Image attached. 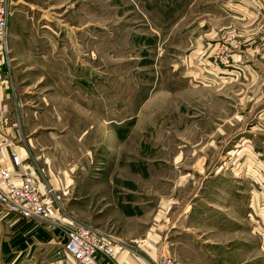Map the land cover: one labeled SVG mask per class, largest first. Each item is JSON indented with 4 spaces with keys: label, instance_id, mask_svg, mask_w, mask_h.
<instances>
[{
    "label": "rangeland",
    "instance_id": "obj_1",
    "mask_svg": "<svg viewBox=\"0 0 264 264\" xmlns=\"http://www.w3.org/2000/svg\"><path fill=\"white\" fill-rule=\"evenodd\" d=\"M224 1L13 0L14 139L62 228L130 213L179 264H264V8Z\"/></svg>",
    "mask_w": 264,
    "mask_h": 264
},
{
    "label": "crops",
    "instance_id": "obj_2",
    "mask_svg": "<svg viewBox=\"0 0 264 264\" xmlns=\"http://www.w3.org/2000/svg\"><path fill=\"white\" fill-rule=\"evenodd\" d=\"M232 1L233 0L224 1L222 5L225 6L224 11L227 15L231 14L233 6H237L240 11L237 18H240L241 16L245 17L249 13V6L253 9L257 6V9H255L257 12L264 8V0H254V4L249 1H247V4L243 2L238 3V1L233 3ZM251 12L253 13V11ZM255 17L256 14L254 13L247 18ZM0 103L5 108V111L1 113L0 117V154L4 161L3 164L5 167L12 169L13 165L11 157L13 154L18 155L24 161L23 166L21 167V172L36 177V167L31 160L35 158L34 153L36 151V143L31 142V144L25 146H22L20 143H15L16 139H14V137H21L22 129L20 127V122L14 120L15 117L11 111V95L5 92L0 99ZM42 148H46V146ZM23 150L26 151V156L22 154V152H24ZM26 161L27 163H25ZM94 179L95 182H98L102 178ZM62 184L63 186H60V191L58 188L56 189L60 199L67 194V189L64 188L65 181L62 182ZM42 191L43 193L45 192L43 188ZM91 191L81 190L80 197L86 198L90 193H95V191ZM128 204L129 203L124 202L123 204L121 203V205H118H120V208L123 207V210L127 209L128 212H131L132 209H130ZM50 205L53 206V213H55V215L53 217L52 213V219L49 222H45L35 217H23L21 214L10 212L0 205V264H75L62 254L66 238L63 235L64 229L62 228L61 223H66L68 220L64 215L62 216V214L57 213L53 203H50ZM115 206L116 205L112 203L109 208L111 207L114 209ZM195 207V205H192L191 210L189 211L188 207L182 208L184 211V221L188 224L197 212V208ZM116 211H119V209ZM103 212V208L99 209L98 215L101 216ZM133 216L134 215H131L130 213L126 214L123 212L122 214H118L116 212L114 218L110 217L108 214L106 217H98L99 219L94 222L97 223V225L101 224L100 226L106 224L107 228L112 229L118 235L128 240L131 243V247H133V245L141 246L143 248L145 247L144 253L132 248L129 251L122 253L117 257L116 264H148L143 259L145 251L154 258L159 257L157 247L153 246L151 243L154 239H158V236H154L155 234L151 235V233L147 234L142 228L141 220H139V226L135 227L136 225L134 224L137 223V218ZM172 219L176 222L175 214ZM197 219H199L198 216L196 220ZM173 228L175 227L173 226ZM184 238H189V236ZM184 238L177 239L181 240ZM149 239H151V242ZM60 252L62 253L60 254Z\"/></svg>",
    "mask_w": 264,
    "mask_h": 264
},
{
    "label": "built area",
    "instance_id": "obj_3",
    "mask_svg": "<svg viewBox=\"0 0 264 264\" xmlns=\"http://www.w3.org/2000/svg\"><path fill=\"white\" fill-rule=\"evenodd\" d=\"M13 0H0V99L5 92L9 93L13 58L10 48V25L13 15ZM5 108L0 103V117ZM13 168L9 171L4 166L0 154V205L8 211L19 213L26 218H39L45 222L52 219L53 203L58 211H62L63 203L55 195V189L41 193L36 177L24 176L21 167L23 159L13 154ZM16 179H20L17 182ZM38 185V186H37ZM50 200V201H49ZM34 204H37L34 207ZM66 242L63 253L75 264H116V256L129 251L131 243L112 229L98 225H79L63 228ZM143 259L148 264H179L166 254L158 258L145 253Z\"/></svg>",
    "mask_w": 264,
    "mask_h": 264
},
{
    "label": "bare ground",
    "instance_id": "obj_4",
    "mask_svg": "<svg viewBox=\"0 0 264 264\" xmlns=\"http://www.w3.org/2000/svg\"><path fill=\"white\" fill-rule=\"evenodd\" d=\"M23 166V165H22ZM7 168V167H6ZM9 171H11V169L10 168H7ZM21 170V169H20ZM23 173V172H22ZM24 176H30V177H33V176H31V175H29V174H26V173H24ZM13 177L16 179V176L15 175H13ZM34 178V177H33ZM16 181L17 182H20L21 180L20 179H16ZM38 186V185H37ZM38 188H39V190H40V192L41 193H43V191H42V188H41V186L39 185L38 186ZM47 190V189H46ZM37 206V204H34V207H36ZM122 253H124V252H121L120 254H118L117 256H116V259H117V257L119 256V255H121Z\"/></svg>",
    "mask_w": 264,
    "mask_h": 264
}]
</instances>
